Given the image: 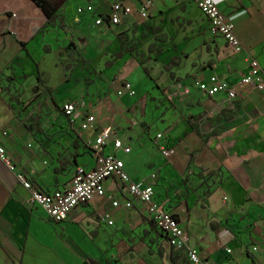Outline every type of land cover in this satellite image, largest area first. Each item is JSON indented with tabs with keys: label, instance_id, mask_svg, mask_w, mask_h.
<instances>
[{
	"label": "crops",
	"instance_id": "crops-1",
	"mask_svg": "<svg viewBox=\"0 0 264 264\" xmlns=\"http://www.w3.org/2000/svg\"><path fill=\"white\" fill-rule=\"evenodd\" d=\"M52 1L54 18L33 0H0V144L53 192L69 188L78 167H96L98 134L111 127L104 153L153 185L188 244L172 247L118 179L54 221L0 161V264H192L190 247L208 264H264V90L240 83L250 56L264 71V0H215L240 52L193 0H150L146 14V0ZM117 2L132 12L114 24ZM217 79L237 96L199 88Z\"/></svg>",
	"mask_w": 264,
	"mask_h": 264
},
{
	"label": "built area",
	"instance_id": "built-area-1",
	"mask_svg": "<svg viewBox=\"0 0 264 264\" xmlns=\"http://www.w3.org/2000/svg\"><path fill=\"white\" fill-rule=\"evenodd\" d=\"M193 1L196 2L201 11L209 19L211 31L214 34L221 35L236 52L242 51L243 45L235 33V23L219 9L215 0ZM150 4V0L142 3L140 8L144 14H146ZM79 11H82V9L80 8ZM121 12L130 14L132 8L124 7L120 2L115 3L113 11L109 15L112 23L117 24L120 22ZM101 22H103V18L97 20V23ZM240 83L255 87L258 90H264V71L255 57H249L247 71L241 78ZM126 87L131 89L130 84H127ZM199 88L209 96H214L223 91L228 92L230 97L237 96L236 91L230 88L228 83L220 79L210 84L200 83ZM131 93H134L132 89ZM63 109L67 115L73 116L76 112V105L74 102H66ZM83 127L87 128V125H83ZM111 133V127L104 128L99 132L97 142L94 145V149L98 153L96 167L90 170L78 167L71 185L67 189H57L53 192H45L39 189L23 172L19 171L2 144H0V161L4 162L11 171L15 172L18 181L29 189V203L32 206L42 207L48 216L57 222L64 221L77 205L86 204L91 202L95 197L104 196L106 194V180L118 179L127 186L134 200L148 205V210L153 221L158 227L168 233V243L177 249L186 248L188 244L186 233L180 226L177 217L167 211L162 204L154 201L155 190L153 185L134 181L125 170L123 159L119 158L116 153H104L103 148ZM162 138L163 134L157 133L156 139L160 140ZM115 147H121L120 139H115ZM174 152V148L162 146V153L165 157L172 156ZM113 205L118 206L119 202L115 200L113 201ZM126 206L131 207L132 201H127ZM109 223L112 224L113 221L110 220ZM228 251H231V249H228ZM188 258L192 264H208L200 256L198 250L193 247L188 248Z\"/></svg>",
	"mask_w": 264,
	"mask_h": 264
},
{
	"label": "trees",
	"instance_id": "trees-1",
	"mask_svg": "<svg viewBox=\"0 0 264 264\" xmlns=\"http://www.w3.org/2000/svg\"><path fill=\"white\" fill-rule=\"evenodd\" d=\"M37 3L49 18H54L58 12V6L52 0H33ZM89 264H96L90 261Z\"/></svg>",
	"mask_w": 264,
	"mask_h": 264
},
{
	"label": "rangeland",
	"instance_id": "rangeland-1",
	"mask_svg": "<svg viewBox=\"0 0 264 264\" xmlns=\"http://www.w3.org/2000/svg\"><path fill=\"white\" fill-rule=\"evenodd\" d=\"M122 4V3H121ZM122 13V12H121ZM124 13V12H123ZM227 16V15H226ZM52 219V218H51ZM66 220V219H65ZM55 221V220H54ZM62 222V221H61Z\"/></svg>",
	"mask_w": 264,
	"mask_h": 264
}]
</instances>
